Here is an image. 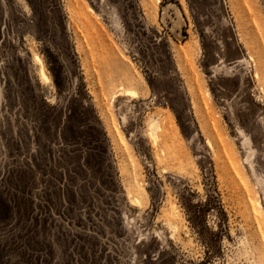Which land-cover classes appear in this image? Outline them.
Returning a JSON list of instances; mask_svg holds the SVG:
<instances>
[{"label":"rangeland","instance_id":"obj_1","mask_svg":"<svg viewBox=\"0 0 264 264\" xmlns=\"http://www.w3.org/2000/svg\"><path fill=\"white\" fill-rule=\"evenodd\" d=\"M0 264H264V0H0Z\"/></svg>","mask_w":264,"mask_h":264},{"label":"bare ground","instance_id":"obj_2","mask_svg":"<svg viewBox=\"0 0 264 264\" xmlns=\"http://www.w3.org/2000/svg\"><path fill=\"white\" fill-rule=\"evenodd\" d=\"M85 22H86V25L88 27H90V28L93 27V23L90 20V18L87 17V19L85 20ZM33 59L35 61V64H37L38 67H39V75L42 78V79L40 78L41 81L42 80H47V76L44 73L43 65H42V61H41L40 57L36 53H33ZM120 94H122L123 96H127L129 98H132V99L138 98V92L135 89H122L120 91ZM149 123H150L149 124V132H150V135L154 139V137H155V129L158 128V125L153 120H150ZM211 129H212V131L214 130L213 124H211ZM130 196H131V199H132V202L133 203H136V204L139 203V197H138L139 195H137V194H131ZM252 209H254V208L252 207ZM253 219L256 221V223L261 220V218L259 216H257L256 213H254V211H253Z\"/></svg>","mask_w":264,"mask_h":264}]
</instances>
